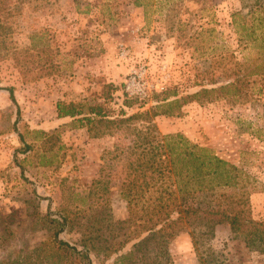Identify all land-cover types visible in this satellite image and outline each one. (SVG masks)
<instances>
[{
  "label": "rangeland",
  "instance_id": "obj_1",
  "mask_svg": "<svg viewBox=\"0 0 264 264\" xmlns=\"http://www.w3.org/2000/svg\"><path fill=\"white\" fill-rule=\"evenodd\" d=\"M135 1L0 0V259L82 264L55 248L65 213L74 221L60 239L79 249L95 242L93 264H116L135 241L115 253L101 247L118 248L148 218L146 206L175 189L164 137L179 133L247 174L252 215L264 222V79L251 78L241 95L191 100L181 115L124 121L168 89L188 95L229 83L231 56L240 63L258 52L233 13L264 0ZM144 71L147 94L130 95L131 76ZM59 101L100 105L106 119L76 127L58 117ZM133 195L140 219L124 223ZM203 232L190 226L159 245L168 256L153 240L135 264H264L229 224Z\"/></svg>",
  "mask_w": 264,
  "mask_h": 264
},
{
  "label": "trees",
  "instance_id": "obj_2",
  "mask_svg": "<svg viewBox=\"0 0 264 264\" xmlns=\"http://www.w3.org/2000/svg\"><path fill=\"white\" fill-rule=\"evenodd\" d=\"M135 4L141 6L143 2L136 0ZM78 7H80L79 4ZM232 17L233 25L240 34L241 40L252 42L258 52L254 58L240 63L231 56L233 66L230 72L234 78L229 83L212 88L202 87L196 93L188 95H180L177 90L168 89L161 94H156V104L150 110L129 116L124 121H129L135 116L140 117V115L147 121L159 115H181L183 106L191 100L226 93L233 96L241 95L244 85L257 81L251 78L258 77L263 80L264 7L261 4L254 5L247 13L239 10L233 13ZM38 46L39 43L36 40V48ZM240 66H244L246 71L244 76H241ZM8 90L11 99L17 103L14 88L11 87ZM258 91L261 92L262 89L259 88ZM56 107L58 117L72 118L71 123L76 127L103 121L107 115L100 105L90 106L86 110L80 105L59 101ZM164 146L167 154L165 167L175 179V189L172 187L168 190L170 193L168 196L156 198L146 206L148 218L136 224L129 237L119 242L118 248L107 243L101 248L115 253L123 249L127 243L135 241L130 250L116 258V264H135L138 261V255L144 248L148 249V244L153 240L161 242L158 246H154V249L160 252L163 250L168 256V251L159 245L167 243L185 228L191 226L204 231L203 234L207 236H212L217 224L227 223L231 227L234 238L241 239L250 249L264 253V222L256 220L252 215L245 180L247 174H244L237 165L219 157L212 148L192 143L181 133L165 136ZM128 204L130 209L135 207L138 204L137 195L129 198ZM136 213L135 209H131V217L124 223L132 224L136 219H140L134 218ZM61 219L58 223L59 230L54 232L55 248L74 259H79L82 264H93L91 252L96 249L95 242L79 249L68 241L60 239L59 233L64 231L71 221H74L71 215L65 213L61 215ZM144 233L147 235L142 238ZM17 258L19 259V257L15 260L0 259V264H20Z\"/></svg>",
  "mask_w": 264,
  "mask_h": 264
},
{
  "label": "built area",
  "instance_id": "obj_3",
  "mask_svg": "<svg viewBox=\"0 0 264 264\" xmlns=\"http://www.w3.org/2000/svg\"><path fill=\"white\" fill-rule=\"evenodd\" d=\"M127 50L123 49V55H127ZM145 71L143 73H137L135 72V74L133 76H131L132 79H130L128 86H127V91H129L130 95H136V96H145L147 94V84L145 82H142V79L145 76ZM140 78V80H138V78Z\"/></svg>",
  "mask_w": 264,
  "mask_h": 264
}]
</instances>
